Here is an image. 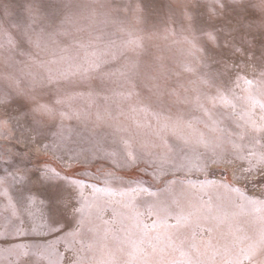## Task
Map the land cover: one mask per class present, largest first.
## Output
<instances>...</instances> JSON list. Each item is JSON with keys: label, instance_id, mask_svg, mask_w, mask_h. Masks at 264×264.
I'll return each instance as SVG.
<instances>
[{"label": "snow or ice", "instance_id": "snow-or-ice-1", "mask_svg": "<svg viewBox=\"0 0 264 264\" xmlns=\"http://www.w3.org/2000/svg\"><path fill=\"white\" fill-rule=\"evenodd\" d=\"M230 2L234 10L242 8L245 16L219 24L206 21L200 33L212 43L222 31L229 35H246L241 30L254 27L264 31V0ZM214 3L225 7L223 0ZM81 7L75 0H62L63 15L58 22L51 17L39 30L30 25L19 37L0 24V66L11 69L0 71V107L7 110L17 102L32 105L22 115H32L38 126L33 140L54 152L66 139L63 121L94 117L97 127L113 128L112 134L119 136L123 145L120 165L135 167L143 162L162 186L158 191L140 183L122 186L124 177L102 169L90 177L78 176L80 171H89L82 166L91 158L81 153L68 160L61 157L69 171L61 169L64 174L60 175L46 168L37 177L39 183L55 181L48 220L39 225L33 222L30 229L39 230L44 243H21L12 237L27 236L23 214L32 217L33 213L18 208L19 201L14 202L9 193L18 178L23 179L19 171L9 172L13 166L9 157L7 167L0 165L4 172L0 196L6 198L0 208L4 221L0 227V264H42V260L46 264H264V189L257 195L247 188L253 173L262 174L264 179V64L258 75L256 67L250 66L251 79L236 72L233 87L225 89L215 78L200 74L196 66L187 63L185 71L195 74L196 79L189 81L191 87L182 85L180 92L161 83L160 75L142 70L135 56L127 55L129 51L137 53L141 47L138 40L99 49L91 41L76 39V34L85 30L83 20L95 15L93 9L92 15L84 16ZM29 10L33 11L31 5ZM36 19L34 14V23ZM188 20L191 22V15ZM189 30L193 32L188 40L192 45L189 54L203 62L197 53L206 51V46L197 44L191 23ZM228 46L243 51L232 41ZM97 80L99 85L94 84ZM97 87L109 92L103 96V105L97 104ZM77 101L84 102L83 106ZM181 106L191 108L187 113L190 118L179 111ZM173 108L178 111L174 113ZM121 117L131 123H121ZM7 126V119L0 120V130ZM49 127L56 129L51 132L55 139L44 143L40 138ZM145 129L159 143L138 139ZM169 136L183 147L174 150ZM161 147L165 150L157 151ZM228 154L241 162L238 174H234L235 183L210 179L205 159L220 164ZM109 155L115 158L117 153ZM181 172H203L205 176L192 180L188 175H176ZM169 173L173 178H167ZM221 190L227 194V204ZM13 217L19 222L13 223ZM60 245L64 251L59 250ZM36 255L42 260L26 259Z\"/></svg>", "mask_w": 264, "mask_h": 264}, {"label": "rangeland", "instance_id": "rangeland-1", "mask_svg": "<svg viewBox=\"0 0 264 264\" xmlns=\"http://www.w3.org/2000/svg\"><path fill=\"white\" fill-rule=\"evenodd\" d=\"M75 2L82 6L80 11L84 16L92 15L93 9L95 10V15L91 20H83L82 23L86 26L85 30L77 33L76 39L85 43L91 41L99 49H104L111 44L121 45L130 39L138 40L141 45L137 49L138 55L131 51L127 52V55L135 56L139 60L142 70L160 75L161 83L180 92H183L182 85L191 87L189 81L196 79L195 74L185 71L184 65L187 63L196 66L200 74H207L215 78L225 89L233 87L236 72L239 71L251 79L253 72L250 66L256 67L258 75L261 64H264V31L259 28L242 29L241 31L247 33L246 35H229L226 31H222L215 43H212L208 36L200 33V28L206 21L211 20L219 24L226 19L236 20L245 16L242 8L234 10L230 0H223L224 8L214 3V0H75ZM30 5L33 11L29 10ZM34 14L37 16L35 23L33 22ZM62 15V0H0V24L8 28L15 37H19L30 25L39 30L42 25L48 24L51 17H55L58 22ZM189 15L192 16L191 22L188 20ZM189 23L195 30V36L198 38L197 44L206 46V51L197 53L203 62L196 61L189 54L192 45L188 43V40L193 36V32L189 30ZM255 23L258 24L259 21L257 20ZM88 25L90 27H87ZM213 35L216 34L213 33ZM228 41H232L237 48L243 51H235L234 48L228 46ZM28 47L26 43L23 45L25 50ZM17 58L24 59L20 56ZM205 64L207 67L204 66ZM0 71L7 72L11 69L0 66ZM94 84L99 85L100 81H94ZM96 91L100 92L97 104L103 105L105 103L103 96L108 95L109 92L100 87H97ZM76 104L82 107L84 102L77 101ZM30 107L32 105L21 102L12 104L7 110L0 107V120H8L7 128L0 130V157L4 158L0 160V165L7 167L5 160L11 158L13 166L8 168L9 172L19 171L20 177L23 179L18 178L17 182L9 189V193L14 202L19 201L18 208L22 211L27 208L33 213L32 217H29L26 212L23 214L27 236L12 237L13 240L37 246L44 243L41 232L39 230L32 232L30 229L33 222L39 225L48 220L51 214L48 201L54 194L52 184L55 181L39 183L37 177L46 168L55 169L60 172V175L64 174L60 171L61 169L69 171L61 157L63 160H68L69 157L81 153L91 158L90 163L82 166L89 171H80L77 173L78 176L90 177L97 169H102L124 177L122 186L136 187L140 183L144 187H149L151 191H158L162 186L160 181L153 179L150 166L147 171L145 170L143 162L135 167L120 165L123 145L120 143L119 136L112 134L113 128L105 125L97 127L94 117L86 121L75 119L63 121L65 125L63 135L66 139L55 152L51 149L45 150L41 143L33 140L36 136L34 129H38V126L33 123L32 115H22ZM222 110L230 111V109ZM92 111L95 112L96 109L93 108ZM172 111L175 113L178 109L173 108ZM179 111L186 114V119L190 118L187 115L191 112L189 106H181ZM255 111L259 114L258 106ZM195 115H200V113H195ZM45 122L47 123V121ZM120 122L131 123L130 120L123 117L120 118ZM225 124L229 127L232 126L227 120ZM55 130L51 127L43 129V136L40 139L44 143L52 141L55 138L51 132ZM105 133L109 135H105ZM141 138L159 143L147 129L143 130V135L138 139ZM169 142L173 145L174 150H180L183 147L182 142L174 137L169 136ZM164 150L163 147L157 149V151ZM112 151L117 153L115 158L109 155ZM199 151L203 152L204 149L200 148ZM181 154L183 155V153ZM204 162L208 165V170L211 173L210 179L221 180L223 178L235 183L234 174H238L241 162L233 160L230 154L226 155L220 164H213L208 159H205ZM3 175L4 172L0 168V176ZM176 175L179 177L188 175L190 179L196 180L197 178L202 179L205 173L187 174L181 172ZM167 178H173V174L169 173ZM249 180L250 182L247 184L249 193L258 195L264 189L262 174L253 173ZM100 186L103 187L102 184ZM215 195L213 193L214 198ZM221 195L224 197L223 202L227 204V194L221 190ZM29 197L33 198L31 202ZM5 200V197L0 196V208ZM12 220L13 223L19 222L16 217H13ZM3 224L4 221L0 218V227ZM58 247L60 251H64L63 245ZM36 251L39 252L41 249L37 248ZM26 259L42 260L38 255ZM42 264H46V261L42 260Z\"/></svg>", "mask_w": 264, "mask_h": 264}]
</instances>
